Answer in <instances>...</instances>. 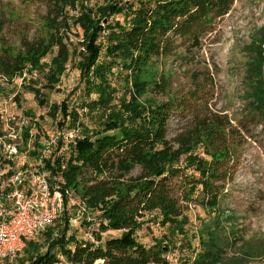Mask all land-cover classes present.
Listing matches in <instances>:
<instances>
[{"label":"trees","instance_id":"obj_1","mask_svg":"<svg viewBox=\"0 0 264 264\" xmlns=\"http://www.w3.org/2000/svg\"><path fill=\"white\" fill-rule=\"evenodd\" d=\"M234 2L25 0L43 11L33 12L16 40L0 26V80L37 72L42 90L52 91L70 67L78 72L75 99H44L56 128L75 133L66 152L43 158L58 178L62 208L17 263L264 264V234L239 224L228 187L240 130L227 116L196 109L201 89L187 97L172 92L164 71L167 60L200 51ZM244 50L241 119L264 129V25ZM186 109L189 129L169 138L170 118ZM55 142L59 152L62 139ZM191 206L211 215L199 226L197 247L183 218ZM74 213L89 239L71 231ZM148 223L167 230L149 246L132 238ZM110 231L120 238L104 242Z\"/></svg>","mask_w":264,"mask_h":264},{"label":"rangeland","instance_id":"obj_2","mask_svg":"<svg viewBox=\"0 0 264 264\" xmlns=\"http://www.w3.org/2000/svg\"><path fill=\"white\" fill-rule=\"evenodd\" d=\"M24 2L0 0L2 36L16 40L15 32L33 19L37 6ZM98 2L101 0H92V3ZM42 9L37 10L42 12ZM263 25L264 0H235L229 13L218 22L216 31L204 40L200 51H194L190 57L167 60L164 66V71L171 76L172 92L187 97L195 89H201L202 101L197 102L196 109L201 106L204 112L227 116L232 126L240 130L241 134L235 139L237 169L233 184L228 187L232 193L231 201L242 217L239 224L242 223L251 235L264 234V129L258 122L241 119L244 102L240 97L243 91L242 65L246 60L244 49ZM49 59L47 57L45 62ZM77 81L78 72L71 67L52 91L42 90V78L37 72L9 82L0 80V126L5 140L17 145V155L13 159H27L28 164L35 165L45 156L67 151L68 144L75 139V133L56 128L47 114L44 99L48 105L69 101ZM37 82L39 85L34 84ZM205 104L208 106L204 107ZM191 120L192 111L189 109L172 115L168 137L173 138L177 133L189 129ZM24 131H28V141L23 139ZM57 138L62 139L59 152L55 142ZM38 145L41 148H37ZM81 217V214L74 213L70 221L71 231L79 239H89L90 231L81 226ZM210 217L209 213L193 206L184 214L192 247H197L199 226ZM40 233L33 240L39 241ZM164 234H167L165 228L148 223L132 238L149 246ZM120 235V232H107L103 235V241L119 239ZM177 254L178 251L170 257Z\"/></svg>","mask_w":264,"mask_h":264},{"label":"built area","instance_id":"obj_3","mask_svg":"<svg viewBox=\"0 0 264 264\" xmlns=\"http://www.w3.org/2000/svg\"><path fill=\"white\" fill-rule=\"evenodd\" d=\"M16 155L17 145L1 132L0 264L17 263L26 242L50 225L62 208L58 178L44 169L43 159L31 165L27 159H13Z\"/></svg>","mask_w":264,"mask_h":264}]
</instances>
